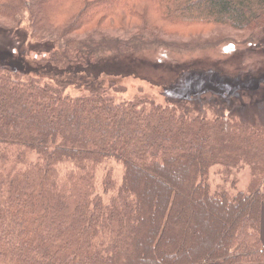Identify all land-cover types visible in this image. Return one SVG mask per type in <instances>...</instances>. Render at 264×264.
<instances>
[{"label": "trees", "instance_id": "obj_1", "mask_svg": "<svg viewBox=\"0 0 264 264\" xmlns=\"http://www.w3.org/2000/svg\"><path fill=\"white\" fill-rule=\"evenodd\" d=\"M223 27L244 39L262 30L264 0H0V29L11 31L0 57V264L264 260L258 111L124 99L100 79L101 50L238 37ZM214 167L226 178L248 167L251 192L213 190Z\"/></svg>", "mask_w": 264, "mask_h": 264}, {"label": "rangeland", "instance_id": "obj_2", "mask_svg": "<svg viewBox=\"0 0 264 264\" xmlns=\"http://www.w3.org/2000/svg\"><path fill=\"white\" fill-rule=\"evenodd\" d=\"M22 27L25 30L30 28L28 15L25 16ZM223 28L227 29L228 34L235 33L238 37L234 36L217 44L202 45L196 49L181 50L180 47L172 48L166 43H157L126 53L112 49L101 50L100 79L112 83V86L118 88V96L124 99H131L140 92H152L151 94H156L160 100L173 95L170 98L174 97V103L182 105L181 100L185 97L196 98L197 100L185 101L186 106H203L209 110L210 116L221 111L255 118V111H258L260 122L264 124V28L245 39L238 34L240 31ZM10 38V30L0 29L1 59L7 55ZM232 75L233 79L237 80H232ZM46 77L51 78L49 75ZM245 78L246 80H239ZM163 90L167 91V96H159ZM70 92L75 95V88H70ZM235 92L241 93V98H235ZM200 96H204L206 102L199 101ZM214 96L235 101L233 104L231 100L228 103H217ZM121 169V166L115 163L107 166L112 176L119 175ZM102 175L103 172H100V176ZM251 178L248 167L236 171L229 178L218 173L215 167L210 171L213 190H228L232 193L239 190L250 193ZM263 263L264 260L251 264Z\"/></svg>", "mask_w": 264, "mask_h": 264}, {"label": "crops", "instance_id": "obj_3", "mask_svg": "<svg viewBox=\"0 0 264 264\" xmlns=\"http://www.w3.org/2000/svg\"><path fill=\"white\" fill-rule=\"evenodd\" d=\"M215 264H219V263H215ZM264 264V263H263Z\"/></svg>", "mask_w": 264, "mask_h": 264}]
</instances>
